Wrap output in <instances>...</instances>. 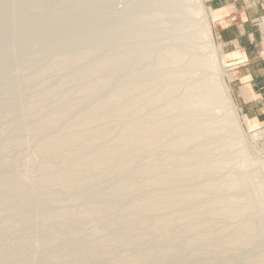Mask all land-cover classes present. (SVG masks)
<instances>
[{
    "label": "rangeland",
    "instance_id": "obj_1",
    "mask_svg": "<svg viewBox=\"0 0 264 264\" xmlns=\"http://www.w3.org/2000/svg\"><path fill=\"white\" fill-rule=\"evenodd\" d=\"M195 1L0 0V264H264V124L204 129ZM200 2L228 81L264 0Z\"/></svg>",
    "mask_w": 264,
    "mask_h": 264
},
{
    "label": "bare ground",
    "instance_id": "obj_2",
    "mask_svg": "<svg viewBox=\"0 0 264 264\" xmlns=\"http://www.w3.org/2000/svg\"><path fill=\"white\" fill-rule=\"evenodd\" d=\"M187 1V0H186ZM195 2H197L196 4H195V10H193V12L195 11L198 15H201V18H202V20H201V25H202V27L201 28H203V32H202V36L204 37V39H205V42H204V39H203V42L205 43V45H204V47H206L207 49H208V51H209V59L207 60V61H205V63H203L202 62V60L200 61V60H198V59H194V60H192L191 58V60H192V65H196V66H202L201 67V70H202V68H203V70H205L206 69V71L209 69V70H213V71H215V74H213V77L211 78V81L210 80H207L206 82H207V85H206V83L205 82H203V84L207 87L208 85V87H207V91H205V89L203 90V92L204 93H202V96L203 97H200V99L201 100H197V103L199 104L201 101H205V104L207 103V100H209L208 102L210 103L209 104V106H207V107H209V108H211L212 110L211 111H214V112H216V110H217V113L216 114H218V112H222V113H224L223 115V118H218V116H216V118H214V120H213V122H208V123H210L209 124V128H204V129H210V132L212 131V133H214V132H216V131H218V132H220V131H222V130H224L225 128H233V130H234V132L235 133H233V134H235V135H237V139L240 141V139H242V137H244L243 136V126L245 125L248 129H251V128H253V127H255L256 125H257V120H255V119H252L251 117H249V116H247L245 113L240 117V115H239V113H238V110H237V104H236V102H235V100H234V98H233V96H232V93H231V85L234 83V81H233V79L231 78V76H230V74H227V76H228V81H226V77L224 76V74H223V72L222 71H219V63H218V60H217V58H216V55H214V53L217 51V50H220V52L221 51H223V48H222V46L221 45H219V46H217L215 43H214V41H213V34H212V30H211V25L209 24V15H206L205 13H204V6H203V4L200 2V0H196ZM200 17V16H199ZM200 18V19H201ZM200 21V20H199ZM264 21V20H263ZM189 40V39H188ZM189 48V47H188ZM205 48V49H206ZM189 50V49H188ZM186 51V50H185ZM190 52V51H189ZM183 54V53H182ZM218 54V53H217ZM193 55V54H192ZM185 57H186V55H185ZM190 57V56H189ZM188 58V57H187ZM192 58H194V57H192ZM196 58V57H195ZM183 59V58H182ZM200 59V58H199ZM189 60V59H188ZM195 66V67H196ZM191 68H194V67H192L191 66ZM199 68V67H198ZM205 68V69H204ZM95 68H93V70H94ZM200 69V68H199ZM97 71H98V69H97ZM194 71V70H193ZM195 71H196V69H195ZM96 72V71H95ZM192 73V72H191ZM200 82V81H199ZM209 82V83H208ZM197 84H198V82H196ZM210 84H211V86H212V88L210 87ZM204 85H202L203 86V88H206ZM92 87V86H91ZM198 87V86H197ZM93 88V87H92ZM125 88V87H124ZM202 88V89H203ZM215 88V89H214ZM89 89H91L90 87H89ZM123 89V88H122ZM191 89V88H190ZM198 89V88H197ZM121 91H123V90H121ZM193 91V90H192ZM200 91V90H199ZM119 92V91H118ZM129 92V91H128ZM116 93V92H115ZM123 93V92H122ZM191 93V92H190ZM193 93V92H192ZM201 94V93H200ZM117 96L119 95V94H116ZM111 96V95H110ZM116 96V97H117ZM120 96V95H119ZM121 96H122V94H121ZM126 96V95H125ZM194 96V95H193ZM196 96V95H195ZM113 97V96H112ZM137 97V96H136ZM111 99V98H110ZM122 99V98H121ZM163 99V98H162ZM114 100H115V98H114ZM108 101V100H107ZM181 101V100H180ZM179 101V102H180ZM198 101H200V102H198ZM112 102V101H111ZM127 103V102H126ZM131 103V102H130ZM202 103V102H201ZM204 103V102H203ZM197 104V105H198ZM132 105V104H131ZM166 105V104H165ZM200 105H202V104H200ZM208 105V104H207ZM199 106V105H198ZM125 107V106H124ZM127 107V106H126ZM130 107V106H129ZM132 107V106H131ZM175 107V106H174ZM176 107H177V105H176ZM128 108V107H127ZM181 108H183V107H180V109ZM185 108V107H184ZM199 108V110H200V107H198ZM208 108V109H209ZM176 109V108H175ZM202 110H204V109H202ZM198 111V110H197ZM204 111H206V109L204 110ZM206 112H208V111H206ZM214 112H212V113H214ZM209 113V112H208ZM210 115V114H209ZM208 116V115H207ZM211 116V115H210ZM214 116V115H213ZM156 118V117H155ZM212 118V117H211ZM149 119V118H148ZM154 120V119H153ZM205 120H208V119H206L205 118ZM212 120V119H211ZM145 121V120H144ZM161 121V120H160ZM149 122V121H148ZM147 122V123H148ZM151 122V121H150ZM162 122V121H161ZM176 122V121H175ZM175 122H173V123H175ZM178 122V121H177ZM183 123H184V121H182ZM181 122V123H182ZM192 122V121H191ZM156 123V122H155ZM179 123V122H178ZM182 123V124H183ZM187 123H188V121H187ZM194 123V122H193ZM201 123H203V121L201 122ZM206 123V122H205ZM140 124V123H139ZM142 124V123H141ZM149 124V123H148ZM176 124V123H175ZM189 124H190V121H189ZM204 124V123H203ZM203 124H202V126H203ZM134 125V124H133ZM136 125V124H135ZM151 125H152V123H151ZM161 125V124H160ZM187 125V124H186ZM190 125H193V124H190ZM189 125V126H190ZM194 125H195V123H194ZM194 125H193V127H194ZM146 126V125H145ZM148 126V125H147ZM153 126V125H152ZM162 126H164V125H162ZM180 126H181V124L179 125V128H180ZM184 126L185 125H183L182 127L184 128ZM198 126V125H197ZM200 126H201V124H200ZM202 126L199 128V129H201L202 128ZM204 126H208V125H204ZM172 127H174V126H172ZM187 126H185V128H186ZM192 127V126H191ZM190 127V128H191ZM196 127V126H195ZM128 129H129V127H127ZM131 128V131L133 130V128L132 127H130ZM137 128V127H136ZM150 128H151V126H150ZM149 128V129H150ZM154 128V127H153ZM165 128V127H164ZM183 128H181V129H178V130H182ZM127 129V130H128ZM160 129V128H159ZM173 129H175V127L173 128ZM175 130V131H177L178 132V130ZM187 130L189 129L188 127L186 128ZM186 129H184V130H186ZM194 128H192L191 130H188L189 132L190 131H194L193 130ZM196 129V128H195ZM198 129V128H197ZM203 129V128H202ZM127 130H125L126 132H127V135L126 136H128V132H130V130L129 131H127ZM147 130H148V128H147ZM153 129H151V131H152ZM154 130H155V128H154ZM153 130V131H154ZM157 130H158V128H157ZM172 130V129H171ZM186 130V131H187ZM228 130V129H227ZM149 131V130H148ZM147 131V132H148ZM167 131V130H166ZM200 131V130H199ZM198 131V132H199ZM209 130H207V132H208ZM146 132V133H147ZM150 132V131H149ZM155 132H157V131H154L153 132V134L152 133H147V136L149 137V135H152V136H154V135H156V134H154ZM159 133H160V131H158ZM173 132H174V130H173ZM172 132V133H173ZM181 132H183V131H181ZM195 132H196V130H195ZM201 132H202V130H201ZM205 132V131H204ZM206 132V133H207ZM209 132V133H210ZM223 132V131H222ZM228 132H230V131H228ZM232 132V131H231ZM162 133V132H161ZM164 133V132H163ZM169 134L171 133V131L170 132H168ZM175 133V132H174ZM180 133V132H179ZM187 133V132H186ZM208 133V134H209ZM211 133V134H212ZM226 133V132H225ZM130 134H131V132H130ZM130 134H129V136H130ZM168 134V135H169ZM185 134V133H184ZM189 134V133H188ZM190 134H193V133H190ZM189 134V135H190ZM196 134H198V133H196ZM207 134V135H208ZM227 134V133H226ZM124 135H125V132H124ZM123 135V136H124ZM185 135H187V134H185ZM194 135V134H193ZM193 135H191L192 137H194ZM201 135V134H200ZM199 135V136H200ZM204 135V134H203ZM203 135H201V136H203ZM206 135V134H205ZM228 135V134H227ZM128 136V137H129ZM165 136V135H164ZM163 136V137H164ZM184 136V135H183ZM232 137H234V135H231ZM121 137V136H120ZM160 137V136H159ZM162 137V138H163ZM226 137V136H225ZM241 137V138H240ZM132 138V137H131ZM133 138H134V136H133ZM156 138H158V137H156ZM161 138V139H162ZM168 138V137H167ZM166 138V139H167ZM186 138H187V136H186ZM189 138H190V136H189ZM197 138V137H196ZM195 138V139H196ZM200 138V137H199ZM218 138H220V137H218ZM223 138V137H222ZM229 138V137H228ZM125 139V138H124ZM152 139V138H151ZM155 139V138H154ZM234 140H236V138H233ZM128 141H129V139H127ZM169 140V139H168ZM170 140H171V137H170ZM183 140H190V139H183ZM224 140V139H223ZM223 140H221V141H223ZM226 140V139H225ZM225 140H224V143H225ZM233 140V141H234ZM238 140H236V141H234V143H232L233 141H229V142H231V143H229L227 146H234V147H232V148H234L235 149V146H238L237 144H239V141ZM242 140H244V139H242ZM121 142H123V140H120ZM132 141V140H131ZM161 141V140H160ZM159 141V142H160ZM167 141V140H166ZM173 141V140H172ZM238 141V143H236ZM125 142V141H124ZM123 142V143H124ZM132 142H134V140L132 141ZM181 142H182V140H181ZM184 142L185 141H183V143L182 144H184ZM228 142V141H227ZM243 142V141H242ZM164 143H165V141H164ZM178 143H180V142H178ZM178 143H176V145H178ZM246 143V142H245ZM127 144V143H126ZM227 144V143H226ZM240 144H241V141H240ZM244 144V143H243ZM123 145V144H122ZM173 145V144H172ZM121 146V145H120ZM119 146V147H120ZM226 146V145H225ZM252 146V145H251ZM257 146V145H256ZM124 147V146H123ZM181 147V146H180ZM220 147H222L221 145H220ZM223 147H224V145H223ZM240 147V146H239ZM176 148V147H175ZM225 148H228V147H225ZM121 149V148H120ZM126 149V148H125ZM222 149V148H221ZM224 149V148H223ZM230 149V148H229ZM241 150V149H240ZM225 151V150H224ZM126 152H127V150H126ZM233 152V151H232ZM92 155V154H91ZM98 157H99V155H97ZM86 157V156H85ZM91 157V156H90ZM92 159V158H91ZM188 160V159H187ZM257 162V164H258V160L256 161ZM261 163V162H260ZM262 163H264V161H262ZM261 163V164H262ZM256 164V163H255ZM98 165V164H97ZM213 165V164H212ZM96 166V165H95ZM201 166H203V164L201 165ZM200 166V167H201ZM210 166V165H209ZM98 167V166H97ZM204 167H206V166H204ZM203 167V168H204ZM212 167V166H211ZM211 167L210 168H208V166H207V168L209 169V170H212L211 169ZM258 167H260L261 168V166H260V164L258 165ZM262 167L264 168V166L262 165ZM206 168V169H207ZM262 169V168H261ZM146 171H147V169H146ZM189 195H192V194H188L187 196L189 197ZM195 195V194H194ZM172 196V195H171ZM174 196V195H173ZM170 197V196H169ZM168 197V198H169ZM187 197V198H188ZM192 198V197H191ZM159 199V198H158ZM157 199V200H158ZM188 199H190V198H188ZM168 200H171V199H168ZM187 200V199H186ZM159 201V200H158ZM167 201V200H166ZM159 202H162V201H159ZM159 202H157V203H159ZM160 204V203H159ZM163 204V203H162ZM165 204H166V202H165ZM169 204V203H168ZM216 206V205H215ZM216 208V207H215ZM217 210V209H216ZM242 210V209H241ZM238 211V210H237ZM213 212V211H212ZM236 212V211H235ZM237 214L238 213H240V212H236ZM253 239V238H252Z\"/></svg>",
    "mask_w": 264,
    "mask_h": 264
},
{
    "label": "crops",
    "instance_id": "obj_3",
    "mask_svg": "<svg viewBox=\"0 0 264 264\" xmlns=\"http://www.w3.org/2000/svg\"><path fill=\"white\" fill-rule=\"evenodd\" d=\"M253 29L240 23L222 31L220 38L230 49L226 52L228 59L234 65L240 64L229 73L234 81L232 96L240 110L261 126L264 124V50L258 45Z\"/></svg>",
    "mask_w": 264,
    "mask_h": 264
}]
</instances>
